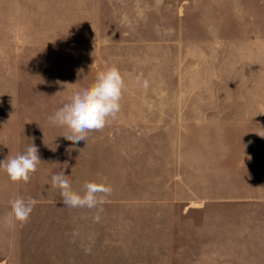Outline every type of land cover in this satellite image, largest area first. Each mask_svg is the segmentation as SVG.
<instances>
[{"label": "rangeland", "instance_id": "1", "mask_svg": "<svg viewBox=\"0 0 264 264\" xmlns=\"http://www.w3.org/2000/svg\"><path fill=\"white\" fill-rule=\"evenodd\" d=\"M112 65L125 82L121 110L73 145L48 117ZM263 105L264 0H0V161L31 143L42 161L26 184L0 171L1 240L18 196L44 200L47 218L68 217L51 186L62 169L77 191L85 181L128 185L134 175L168 180L172 171L188 173L195 189L227 188L252 132L245 108ZM155 107L171 120H145ZM65 245L61 264H69Z\"/></svg>", "mask_w": 264, "mask_h": 264}, {"label": "crops", "instance_id": "2", "mask_svg": "<svg viewBox=\"0 0 264 264\" xmlns=\"http://www.w3.org/2000/svg\"><path fill=\"white\" fill-rule=\"evenodd\" d=\"M146 113L155 114L145 118L150 122L171 120L158 117L169 109ZM244 114L252 132L244 156L231 161L227 188L215 181L195 189L184 171H172L168 180L145 172L134 175V184L112 186L98 222V209L88 208L69 207L68 217L47 218L46 202L37 200L27 223H5L0 264H61L63 244L69 264H264V105L247 106ZM190 237L198 262L190 260Z\"/></svg>", "mask_w": 264, "mask_h": 264}, {"label": "clouds", "instance_id": "3", "mask_svg": "<svg viewBox=\"0 0 264 264\" xmlns=\"http://www.w3.org/2000/svg\"><path fill=\"white\" fill-rule=\"evenodd\" d=\"M82 73V69L78 70L77 76ZM124 88L125 82L119 68L115 65L109 66L99 71L94 82L89 86L74 91L68 102L48 119L52 124L66 129L62 136L73 145L81 141L86 142L90 132L103 130L110 119L116 118L121 110L120 101ZM40 163L42 161L38 147L31 143L23 153L7 156L5 160L0 161V171H4L12 182L26 184L37 171ZM51 186L60 190L65 206L98 209L94 217L96 222L100 219L99 212L102 211V205L113 192L110 184L95 181H85L82 190L76 191L64 169L52 175ZM36 204L37 200L31 196L26 198L18 196L10 201V212L3 218L4 222L10 226L16 222L27 223Z\"/></svg>", "mask_w": 264, "mask_h": 264}]
</instances>
